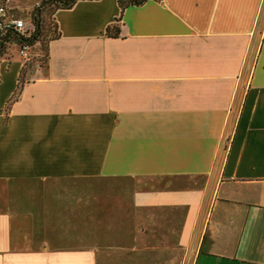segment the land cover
I'll return each instance as SVG.
<instances>
[{
  "label": "crops",
  "instance_id": "0c3cea01",
  "mask_svg": "<svg viewBox=\"0 0 264 264\" xmlns=\"http://www.w3.org/2000/svg\"><path fill=\"white\" fill-rule=\"evenodd\" d=\"M118 16L57 10L11 104L0 60V264H264V0H149L107 38Z\"/></svg>",
  "mask_w": 264,
  "mask_h": 264
},
{
  "label": "trees",
  "instance_id": "16d2710c",
  "mask_svg": "<svg viewBox=\"0 0 264 264\" xmlns=\"http://www.w3.org/2000/svg\"><path fill=\"white\" fill-rule=\"evenodd\" d=\"M77 1L85 0H43L32 12L22 16L14 15L8 11L9 17L20 18L29 22L31 29L24 33L18 32L4 20H0V60L9 58L11 47H15L18 50L19 57L22 60L17 90L8 104L16 100L22 87L27 82L25 78L31 76L34 69L44 68L47 65L48 45L60 36L53 18L54 13L57 10L72 8ZM147 1L149 0H116L119 16L115 20L114 25L105 30V36L110 39L123 37L121 33L123 24H120V20L124 10L130 7L141 6ZM4 4L5 0H0V5ZM21 51H25V57L20 55Z\"/></svg>",
  "mask_w": 264,
  "mask_h": 264
},
{
  "label": "built area",
  "instance_id": "2783aa9c",
  "mask_svg": "<svg viewBox=\"0 0 264 264\" xmlns=\"http://www.w3.org/2000/svg\"><path fill=\"white\" fill-rule=\"evenodd\" d=\"M5 4H6V0H5ZM5 4L4 5H0V20H4L6 23L11 25L14 29H16L20 33H24L26 31H28L26 29V25H25L24 20H22L20 18H15V17H9L8 16V10H7L6 6H5ZM20 55L25 57L26 56L25 51H21Z\"/></svg>",
  "mask_w": 264,
  "mask_h": 264
},
{
  "label": "rangeland",
  "instance_id": "374dc122",
  "mask_svg": "<svg viewBox=\"0 0 264 264\" xmlns=\"http://www.w3.org/2000/svg\"><path fill=\"white\" fill-rule=\"evenodd\" d=\"M11 54V53H10Z\"/></svg>",
  "mask_w": 264,
  "mask_h": 264
}]
</instances>
